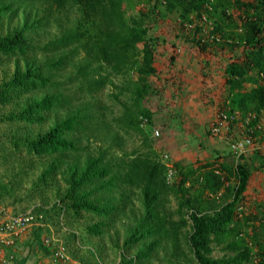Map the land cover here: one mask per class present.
I'll list each match as a JSON object with an SVG mask.
<instances>
[{"label":"trees","instance_id":"obj_1","mask_svg":"<svg viewBox=\"0 0 264 264\" xmlns=\"http://www.w3.org/2000/svg\"><path fill=\"white\" fill-rule=\"evenodd\" d=\"M140 4L143 9L136 10ZM235 11L240 22L232 19ZM169 12L194 31L199 20H209L215 42L247 50L243 62L226 66L234 88L251 80V69L264 73V0H0V56L15 66L1 94L10 100L27 95L7 117L36 125L13 136L11 145L0 144V163L20 150L37 159L43 168L25 190L44 199L52 187L59 203L50 207L85 219L88 235L100 238L118 222L124 250L135 254L120 255L117 264L149 262L161 241L177 259L172 264L187 254L185 261L195 264H264V208L234 220L249 176L264 168V156L255 151L251 163L220 164V171L212 161H176L170 182L139 125L140 113L150 117L143 99L147 77L155 72L149 21ZM106 86L117 89L109 95L121 107L111 117H104L107 106L98 103ZM235 95L241 96L237 108L254 111V125L264 108V84ZM125 133L139 136L140 145L125 149ZM19 173L18 166L0 188L11 191ZM224 177L234 183L225 184ZM204 191L213 197L202 199ZM215 245L223 251L219 257L212 255Z\"/></svg>","mask_w":264,"mask_h":264},{"label":"rangeland","instance_id":"obj_2","mask_svg":"<svg viewBox=\"0 0 264 264\" xmlns=\"http://www.w3.org/2000/svg\"><path fill=\"white\" fill-rule=\"evenodd\" d=\"M143 7L144 4H140L135 9ZM129 14L131 15V11L127 12ZM238 15L239 11H235L232 19L240 22ZM209 22L199 20V29L194 31L191 25L182 23L175 12L149 21L155 72L147 77L150 88L143 99V106L149 109L150 117L140 113L138 121L140 116L146 117V124L142 127L146 130L150 146L158 154V159L165 163L167 180L170 182L174 180L176 161L184 164L212 161L217 167L237 161L249 164L255 151L264 156V108L259 109L258 121L251 125L254 111L237 108L241 96L235 95L243 94L255 85H263L264 73L251 69V80H243L242 88L231 86L227 81L226 66L231 61L243 62L247 50L226 46L225 40L215 42L208 33L206 23ZM237 22L233 21V24H238ZM14 69L12 58L1 55L0 86L10 80ZM120 80V76L115 77V83L119 84ZM111 91L116 92L117 89L106 86L98 93L101 99L98 103L107 106L104 117H111L121 110L120 105L109 95ZM23 94L17 99H5L0 89V144L3 143L5 147L11 145L12 137L15 138L26 126L27 130L36 128L34 123L27 125L24 121L7 117L16 108L15 101L19 103L20 99L27 96ZM215 126L219 129L217 133L212 132ZM155 129L158 131L157 135L154 134ZM241 134H249L252 143L245 154L237 155L229 148L228 141L240 138ZM125 135V149L130 150L140 145L139 136ZM18 166L21 173L14 178L13 189L7 191L0 188V208H7L12 214H17L32 207H43L41 211L34 209L42 214L39 224L24 226L9 247L0 245V255H12L10 264H117L120 255L135 254L133 249L124 250V235L118 222L100 238L93 237L84 228L87 224L85 219L73 217L64 207L62 212L53 208L54 206L50 207L54 201L59 203L52 187H46L44 199L39 197L38 191L28 193L25 189L43 166L37 159L26 157L24 150L15 152L13 159L7 163H0V183H8ZM218 170L220 171L219 168ZM12 178L10 181H13ZM224 180L227 185L234 183L233 177H224ZM57 182L62 186L59 180ZM194 190L195 187L189 189V193ZM220 193L222 190L215 198ZM211 197L213 195L208 191L201 195L204 200ZM170 207H175L173 197ZM258 207L264 208V168L251 172L243 202L234 215L235 222L244 213H255ZM47 240L49 244L46 243ZM59 247L64 248L66 257L55 259L53 253ZM184 248L186 246L183 244ZM171 251L169 243L161 241L150 261L141 264H172L177 259L170 255ZM222 254L220 245H215L212 255L219 257ZM186 259L188 254L182 255L179 263L195 264L194 261H185Z\"/></svg>","mask_w":264,"mask_h":264},{"label":"built area","instance_id":"obj_3","mask_svg":"<svg viewBox=\"0 0 264 264\" xmlns=\"http://www.w3.org/2000/svg\"><path fill=\"white\" fill-rule=\"evenodd\" d=\"M140 124H146V117L140 116ZM218 127H213L212 132L217 133ZM154 134H158L157 129L154 130ZM250 142L249 136H244L243 139H233L231 142V146L239 153L244 149L245 144ZM166 156V155H164ZM42 219V214L36 211H33L32 208H29L23 212L12 214L9 212L7 208H0V245H4L5 247H9L14 238L17 236L18 232L24 228L26 225H34L39 224ZM49 244V241H46ZM55 259H60L66 257L64 253V248L59 247L55 249L53 253ZM12 259V255L8 254L6 257L4 255H0V264H10V260ZM54 264V262L52 263Z\"/></svg>","mask_w":264,"mask_h":264},{"label":"clouds","instance_id":"obj_4","mask_svg":"<svg viewBox=\"0 0 264 264\" xmlns=\"http://www.w3.org/2000/svg\"><path fill=\"white\" fill-rule=\"evenodd\" d=\"M139 125H140L141 127L143 126V125L140 124V121H139ZM142 128H143V127H142ZM244 136H249V137H250V142L247 143V144H245L244 149H243L242 151H240L239 153H237L236 151H234V149L232 148V146H231V142H232V140H231V141H228L229 148H231V150H232L234 153H236L237 155L245 154V153H246V149H247V148L251 145V143H252V141H251V136H250L249 134H241L240 139H243ZM237 139H239V138H237ZM32 209H33V207H32ZM33 211H35V210L33 209Z\"/></svg>","mask_w":264,"mask_h":264}]
</instances>
